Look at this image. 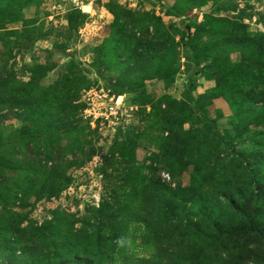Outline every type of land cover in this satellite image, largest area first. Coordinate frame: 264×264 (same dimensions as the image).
I'll use <instances>...</instances> for the list:
<instances>
[{"label": "rangeland", "instance_id": "obj_1", "mask_svg": "<svg viewBox=\"0 0 264 264\" xmlns=\"http://www.w3.org/2000/svg\"><path fill=\"white\" fill-rule=\"evenodd\" d=\"M43 247L264 264V0H0V264Z\"/></svg>", "mask_w": 264, "mask_h": 264}, {"label": "trees", "instance_id": "obj_2", "mask_svg": "<svg viewBox=\"0 0 264 264\" xmlns=\"http://www.w3.org/2000/svg\"><path fill=\"white\" fill-rule=\"evenodd\" d=\"M192 82L193 81H191V84H192L191 89L194 90L193 89L194 88L193 87L194 86V82L193 83ZM190 115H191V111L189 110V118H190ZM56 179L59 180V181L53 182V183H50V182L49 183H47V182L43 183V185L41 186L42 192L45 193L43 198H47V199L57 198L63 191L66 190V188L68 187L67 179L64 176L60 175V174H58V177ZM153 185L154 184H152L151 190H152V193L154 194L159 189H158V186L156 185L154 187V190H153ZM85 225H86V223H83V226H85ZM45 231H43V233H39V235H38L39 238H41L44 243H45V237H44ZM20 232H24V231H20ZM85 233H87V232L85 231ZM85 233H83V235ZM87 235L91 236V234H87ZM65 238H66L65 235L54 236L53 234H51V235H49L47 237L46 240L51 239L52 241H54V245L52 247L54 248V250L56 252H59V253L75 252L77 250V247L74 246L73 249H71V247L68 246ZM39 240L40 239L32 240V241H26V239L17 240L16 238L10 237L9 241H7L8 244H5V247H6V249H8L7 252H10V253L12 252L13 255L18 253L17 256H19L20 258H23V257H25V251L28 250L27 246L31 245V244H34V242H35L36 246L29 250L30 252L31 251L33 252V251L36 250V248H37V244L36 243ZM154 249L155 250L152 253V257H150L148 260H144V261L149 262V261L155 260L158 263L166 261V256L165 255H167V253H170V255L168 257L172 258V251H173L172 246L170 247V246L166 245V243H165V245L156 246V247H154ZM49 253H52L50 247H43V248H41L39 250V253L36 252V254L38 255L36 259L39 258V260H40L41 258H43L44 263L42 262L40 264H49V262L51 263L53 260L56 259V257H55L56 255L53 257ZM79 254L82 257L81 262H79V264H82L85 261V259H87L89 257V255L91 253L88 252L87 250L86 251L84 250V251L79 252ZM134 259H135L134 256L129 258L128 259L129 263L130 264H133L132 262H135V264L141 263V259H138V261H133ZM168 262H171V261H169V259H168ZM97 263H95V264H97ZM98 264H101V263H98Z\"/></svg>", "mask_w": 264, "mask_h": 264}, {"label": "built area", "instance_id": "obj_3", "mask_svg": "<svg viewBox=\"0 0 264 264\" xmlns=\"http://www.w3.org/2000/svg\"><path fill=\"white\" fill-rule=\"evenodd\" d=\"M94 1H98V0H93V2H94ZM100 1H103V0H100ZM120 97H121V96H117V97L112 96V97H109V99L112 98L113 101L116 102ZM117 106H119V105L117 104ZM111 108H112V107H109V112H108V114H110L111 117L116 118V117L119 115V113H116V115L113 114V111L111 110ZM101 115H103V114H101ZM113 115H115V116H113ZM84 117L87 118L86 115H85ZM97 119H98V118H97ZM97 119H96V120H97Z\"/></svg>", "mask_w": 264, "mask_h": 264}, {"label": "crops", "instance_id": "obj_4", "mask_svg": "<svg viewBox=\"0 0 264 264\" xmlns=\"http://www.w3.org/2000/svg\"><path fill=\"white\" fill-rule=\"evenodd\" d=\"M86 13H88V12H86Z\"/></svg>", "mask_w": 264, "mask_h": 264}]
</instances>
